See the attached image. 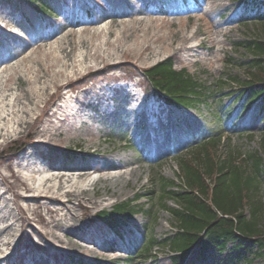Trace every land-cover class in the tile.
Wrapping results in <instances>:
<instances>
[{
	"label": "rangeland",
	"instance_id": "1",
	"mask_svg": "<svg viewBox=\"0 0 264 264\" xmlns=\"http://www.w3.org/2000/svg\"><path fill=\"white\" fill-rule=\"evenodd\" d=\"M33 1H42L52 6V14H43L37 11L26 3V0H1L0 3L1 9L5 11L13 10L14 7L19 9L13 13V16L20 21L22 30L33 38L45 37L47 30H54L55 26H51L50 23L52 24L59 14L63 18L76 19L77 10L70 9L63 0ZM76 1L78 0L73 2ZM84 2L79 7L82 21L87 19L88 9L93 14L96 12L105 13L98 7L109 12L112 16H114V11L116 13L126 12L145 20L143 30L137 36L139 41L137 50L148 43L143 40V37L149 27H152L150 30L152 33H160L166 39L164 42L153 44L154 52L152 54L138 57L136 60L122 61L121 64H118L122 49L136 47L131 32L127 30L125 33L124 26L114 25L115 34L110 36L104 30L98 38H95L90 53L93 55L98 51L101 59L105 58L118 65L111 68L105 67V63L100 59L90 57L85 65L98 63L97 66L101 69L104 67L103 70H97L79 80L75 78L70 82L61 80L59 83L63 86L60 91L57 92L56 87L52 85L46 96L49 103L47 112L51 113L55 109V105L62 103L63 98L59 97V94L65 95L68 90L81 87L88 89L85 92L84 105L80 106L78 112L80 116L74 120L69 119L63 124V128L75 125L82 129L74 138L64 141L61 146V149L75 150V154L66 156L63 151L51 152L41 146L37 150L44 152V155H37L32 160L41 164L45 169L52 165H60L63 169L73 165H89L93 168L90 173L94 180L100 175L98 170H101L105 165L103 159H115L114 155L118 153L128 158L130 163H134L136 173L128 177V186H125L124 182L109 183L108 189L118 190L117 196H106V201L93 207L88 216H85L80 223L75 222L70 214L65 217V222L73 225L70 232L75 233L72 237L74 241H80L77 238L78 235L90 236L93 232L92 227L98 225L100 229L96 231L95 239L102 243V238L98 236L105 234L108 236L106 243L112 244L114 247L104 251L108 255L107 258L102 259L101 250H97L91 243L86 251L81 253L71 251L70 255H65L56 249L49 251L33 249L32 252L27 253L23 244L31 247L34 242H41L36 232L38 229L44 228L42 218L50 217L48 207H60L49 200H42L40 201L42 205H39L35 199L30 198L21 199L20 204L26 207V216L31 218V224L26 225L23 232L29 234L32 240L27 238L23 240L14 254L17 257L25 253L22 264H35L33 260L35 257L39 264H78V262L84 264H172L168 248H163V239L165 236H169L174 224L173 217L168 212L161 211L156 206L152 207V203H145V199H141L139 203L145 204V210L148 213L136 214L120 231L123 234L121 237L101 223L96 212L102 208H110L121 201L135 200L136 197L146 194L149 178L156 172L160 171L168 180L180 182L178 179L179 169L175 159L182 154L181 151L186 152L193 146L192 144H197L201 137L210 135L211 128L220 132L221 136L224 135L222 151H227L230 145L240 148L245 153L261 150V132L264 131V101L253 103L251 108L244 112V106L248 100L243 101L244 93L239 90V87L248 82L246 66L251 62L252 56L248 51L236 47L235 44L247 37L261 33V26L258 25L255 18L257 12L263 7L252 5L253 0H84ZM95 2L98 4L97 6H95ZM221 3L226 4L227 7L221 8ZM201 5L202 7H200ZM110 19L103 20L96 28L99 30L105 27L111 21ZM133 25L138 26L136 22ZM76 30L79 32L80 27L77 26ZM91 31H94L92 27ZM172 31L183 33L189 37L197 32V35L189 43L184 44L185 46H197L202 41H205V44L203 48L191 52L192 56H189L185 49L175 56L172 50L163 49V44L170 45L173 41ZM16 32L25 33L20 30ZM117 39H120V42ZM107 40L113 43L111 48L107 47ZM180 45L183 43H177L175 47ZM211 45L215 47L212 48ZM85 53L83 48L76 51L77 57H82V54L85 55ZM5 56L6 50L0 48V58ZM166 58H171L177 69H187L207 87L215 88L214 86L220 79L222 82H227V78L238 79V84L225 83L220 96L215 97L208 104L198 105L191 109L171 107L148 95L147 82L139 76L141 69ZM42 59L45 61L43 55ZM78 69L84 70L83 66H79ZM69 74L71 75V71ZM39 86L41 85H37V88ZM21 87L27 88L25 84H22ZM13 93L16 92L13 91ZM89 104L91 106H88ZM40 105L42 107L44 104L40 103ZM45 120V117H42L38 126L45 125L43 123ZM52 124L60 123L53 120ZM9 126L15 127L14 122L10 121ZM91 129L95 134L94 143H98L100 138L101 143L98 146L88 147L89 136L85 132H89ZM26 136L23 133L20 139L13 140L7 145L3 138L0 139V192L6 191L0 201V217L5 218L4 221H0V230L8 224H15L13 229L5 231L1 238L6 241L12 234H15L12 241L16 243L22 234L21 226H19L21 222L16 223L13 220L14 214H17V207L13 201V194L8 191L10 184L4 183L1 173L7 174L10 182H14L17 179L13 176L16 171L20 170L22 174L27 172L24 166H17V156L20 153L15 154L19 143ZM125 139L132 141V146H127ZM34 141L35 143L39 142L37 139ZM97 147L102 150L104 156L96 153L93 157H82L79 151L86 152L87 149L95 150ZM174 149L179 150L175 157L172 154ZM262 158L264 160V152H262ZM1 163L12 164V170L6 169ZM121 187L124 190H121ZM153 189L158 192L159 185L157 186L155 183ZM92 191L93 189L90 193ZM21 192L29 195L25 190H21ZM103 193V189L97 192L98 195ZM260 195L264 201V176ZM157 196L158 194L155 199ZM169 204L174 205L173 202H169ZM70 205L72 204L68 203V206ZM76 210L79 214L83 212V209L80 208ZM66 212V209L60 211V217ZM17 216L20 217L19 214ZM58 232L64 241H69L70 237H65L63 230ZM143 235H146V238L153 235L160 246L156 248L155 254L146 261H142L138 257L130 259L131 255L129 254L132 252L134 244ZM258 251V247L249 242L234 241L227 244L224 252H218L217 249L212 248L203 257L200 256L199 250L195 249L187 264H264V258L257 254ZM7 253H13V251L3 248V253H0V256ZM1 264H19V261L14 259L9 262H1Z\"/></svg>",
	"mask_w": 264,
	"mask_h": 264
},
{
	"label": "bare ground",
	"instance_id": "2",
	"mask_svg": "<svg viewBox=\"0 0 264 264\" xmlns=\"http://www.w3.org/2000/svg\"><path fill=\"white\" fill-rule=\"evenodd\" d=\"M63 1L70 9L77 10L76 19L63 18L59 14V17L52 24L50 23L51 26H55V29L47 30L45 37L36 38L23 31L20 21L13 16V10L15 11L17 8L14 7L13 10L5 11L0 7V48L6 50V56L0 58V139L3 138L5 145H7L13 140L20 139L24 133L32 145V150L24 154L25 158L23 159L26 161L17 163V166H24L26 173L22 174L20 170L16 171L15 175L13 174L17 178L14 182H10L7 174L1 173L4 183L10 184L8 191L13 194V201L17 207V214H14L13 220L16 223L21 222L19 226H21L20 232L22 231V234L17 241L18 243L12 241L15 235L12 233H9L12 234L9 240L5 241L1 236L5 231L12 230L15 224H8L0 230V253H3V248L13 251V253L0 256V264L1 262H9L14 259L19 261V264L24 262L25 253L16 257L14 251L26 238L32 240L29 234L23 232L24 227L31 224V218L26 216V207L20 204V200L26 198L35 199L39 205H42L40 201L49 200L60 206L48 207L50 217L48 219L42 218L44 228L38 229L36 232L41 242H34L31 247L23 244L27 253L32 252L33 249H40L41 251L56 249L65 255H70L69 252L71 251L76 253L86 251L89 243H91L94 244L97 250H101L100 256L102 259L107 258L108 255L104 251L107 249L111 250L110 248L113 246L106 243L108 236L105 234L98 236L102 238V243L95 239L96 231L100 229L98 225L92 227L93 232L90 236L78 235L77 238L80 241H74L72 237L75 233L70 232L73 225L67 224L65 217L70 214L75 222L80 223L85 216H88L93 207L106 201V196H117L118 190H109V183L124 182L125 186H128V177L136 173V168L133 166L134 163H130L128 158L118 153L114 155L115 159H103L105 165L102 166L101 170H98L100 175L94 180H92V174L90 173L93 168L89 165H73L67 169H63L60 165H52L45 169L41 164L39 165L37 162L32 161L35 156L44 155V152L37 150L41 146L51 152L63 151L67 153V150H70L69 148L61 149L64 141L71 140L79 131H82L81 127L75 125L63 128V124L69 119L74 120L80 116L78 112L80 111V106L84 105L85 92L88 89L81 87L79 89H70L65 95L59 94L58 96L64 100H62V103L55 105V109L51 113H48L49 103L46 96L52 85L59 92L63 86V84L59 83L61 80L67 82L72 81L74 78L79 80L97 70H103L104 67L101 69L97 66L98 63L85 65L90 57L100 59L105 63V67L111 68L114 65L121 64L122 61L136 60L138 57L152 54L154 52L153 44L164 42L166 39L160 33H152L150 31L152 27H149L143 37V40L148 43L137 50L139 46L137 36L143 30L145 23L142 18H136L126 12H117L111 17L109 24L98 30L96 26L102 23L103 20L110 18L109 13H106L104 17H100L96 12V14L94 13L88 19L82 21L79 7L82 3H85L84 0L76 2H73L74 0ZM225 7L227 5L221 3V8ZM20 13L22 15L23 12L21 11ZM135 22L138 24L136 27L133 25ZM114 25L124 26L125 33L129 30L131 37H134L136 46L122 49L121 59L118 64H114L105 58L101 59L98 51L93 55L90 53L93 40L98 38L104 30L110 36L115 34ZM77 26L80 27L79 32L76 30ZM91 27L94 30L93 32ZM16 28L25 33L16 32L19 31ZM171 34L173 41L170 45L163 44V49L172 50L175 56L183 49L189 53V56H192L191 52L198 48H203L205 44V41H202L197 46L184 45L189 43L197 35V32L192 37L175 31H172ZM222 34L226 35L223 32ZM117 41L120 42V39H117ZM177 43H183V45L175 47ZM106 45L111 48L113 43L107 40ZM210 47L214 48L215 46L211 45ZM79 48H83L86 51L85 55L82 54V57H77L76 55V51ZM42 55L45 57V61H43ZM79 66H83L84 70H79ZM70 71L71 75L69 74ZM22 84H25L27 88H22ZM39 84L41 86L37 88ZM13 91L16 93H13ZM71 92L74 95H70L71 99H67V95ZM10 97H12V100H10ZM68 101L73 102V105H70ZM40 103L44 105L41 107ZM88 106H91V104ZM42 117L46 119L43 122L45 125L43 124V126L40 125L39 127ZM53 120L60 124H52ZM10 121L14 122L15 127L11 128L9 126ZM83 122L86 123V121ZM85 133H88L87 136H89L87 140L88 147L98 146L101 143L100 138L98 143H94L95 134L92 129ZM35 139L39 142L35 143ZM106 141L108 140L106 139ZM96 153L104 156L99 147L95 148V150L87 149L84 154L93 157ZM1 165L8 170H12V164L10 163H1ZM90 188L93 189L92 193H90ZM101 189L104 190V193L98 195L97 192ZM21 190H25L29 195L24 194ZM121 190H124V188L121 187ZM5 193L6 191L0 192V201ZM68 203L72 205L68 206ZM77 208L83 209V212L79 214L76 210ZM63 209H66L67 212L60 217L59 213ZM18 214L20 215L19 218ZM4 220L5 218L1 216L0 221ZM60 230H63L65 237H70L68 242L63 240L62 235L58 232ZM33 260L35 264H39V262H36L38 261L36 257Z\"/></svg>",
	"mask_w": 264,
	"mask_h": 264
},
{
	"label": "trees",
	"instance_id": "3",
	"mask_svg": "<svg viewBox=\"0 0 264 264\" xmlns=\"http://www.w3.org/2000/svg\"><path fill=\"white\" fill-rule=\"evenodd\" d=\"M262 15L259 24L264 32V12ZM238 45L255 56L250 66L251 82L246 85L247 95L255 100L264 95L260 90V85H264V40H247ZM143 75L155 93L171 104L190 107L205 99L206 88L186 70H176L169 59L143 70ZM262 140L264 148V133ZM219 142V139L212 138L195 149V158L179 159L181 185L164 178L160 180L159 204L171 212L178 225V231L166 238L175 252V264H182L195 244L202 253L211 247L222 251L231 240L237 239L256 244L260 249L258 255L264 257V202L259 195L264 175L263 159L258 152L243 154L238 150H229L226 155L218 156ZM208 181L214 182L212 190ZM154 193L149 190V199ZM168 200H175L179 207H167ZM245 205L250 206V218L243 214ZM135 212L134 205L121 202L102 212L101 217L108 225L120 227ZM203 228H207L206 235L199 239ZM154 245L150 239L144 254L148 255Z\"/></svg>",
	"mask_w": 264,
	"mask_h": 264
}]
</instances>
